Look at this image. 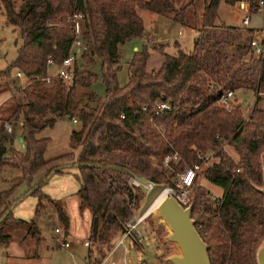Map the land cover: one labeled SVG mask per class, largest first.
<instances>
[{
    "label": "trees",
    "instance_id": "1",
    "mask_svg": "<svg viewBox=\"0 0 264 264\" xmlns=\"http://www.w3.org/2000/svg\"><path fill=\"white\" fill-rule=\"evenodd\" d=\"M219 1L204 2L201 25L188 54L177 50L168 55L155 49L162 61L157 70L147 71L152 48L143 44L129 59L127 82L119 87V48L146 30L139 13L165 17L184 27V8L174 9L170 0H0L5 24L17 31L21 41L14 60L0 71V94H8L0 106V172L4 167L21 171L9 188L0 190V249L13 234L24 247L39 233L33 220L15 219L11 211L4 214L17 200L12 198L15 190L25 185L22 198L31 190L28 195L50 201L40 190L43 180L51 171V175L60 174V166L76 163L77 209L89 213L86 242L99 254L92 257L90 248L87 264H99L107 252L103 248H111L110 241L131 216L128 204H136L144 195L140 187L129 184L125 171L152 186L170 185L173 174L168 175L159 161L175 152L179 160L172 170L198 163L202 156L211 160L199 175L219 188L220 202L206 203L207 194L195 181L190 211L191 218L204 224L200 237L207 245L209 264H255V248L264 238V195L259 191L263 187L259 167L264 159V110L257 107L259 96L247 117L238 106L231 104L227 110L217 101L227 92L264 95V51L259 59L249 47L253 30L214 25ZM223 2L227 6L242 3L248 13L257 12V0ZM73 14L83 16L79 41L86 50L77 55L66 84L47 75L46 63L51 60L57 70L71 52ZM94 61L99 64L103 97L84 93L77 98L76 88L86 89L95 80L87 70ZM11 70L25 81L19 87L6 83ZM156 102L167 103L169 112L154 116ZM63 117L78 126L70 132L69 152L44 159L47 141L35 135ZM3 123L19 131L14 137L21 139V152L11 150L13 138H7ZM7 150L9 157H4ZM37 175L39 179L33 181ZM57 203L51 200L64 242L68 220Z\"/></svg>",
    "mask_w": 264,
    "mask_h": 264
},
{
    "label": "rangeland",
    "instance_id": "2",
    "mask_svg": "<svg viewBox=\"0 0 264 264\" xmlns=\"http://www.w3.org/2000/svg\"><path fill=\"white\" fill-rule=\"evenodd\" d=\"M206 0H170L171 5L174 9L178 10L184 8V23L186 26H180L175 23L167 22L164 17L150 15L146 12H140L139 15L143 21V25L146 27L149 23L148 19L156 18L160 20L158 30H156L155 37L162 40L163 45L155 44L154 48L162 51L164 48V53L168 55H175L177 50H180L184 54H188L192 48V41L195 37V31L200 28L201 25V14L204 2ZM247 11L241 10L237 6H227L224 4L223 0H220L216 9V19L214 22L215 26L224 27H242L241 20L245 16L249 17V26L253 28L263 29L264 27V12L257 11L255 13H246ZM249 15V16H248ZM163 18V19H162ZM174 40L177 41L178 48L174 46ZM149 47L153 44L152 40H145ZM20 38L17 31L13 30L10 26L5 24V18L0 10V71H5L11 62L14 60L16 55V50L20 46ZM141 41L139 39L133 40L131 42L123 44L119 48V64L118 72L116 73V80L119 87H122L127 82V63L134 52H138L141 49ZM162 61L161 54L155 49L149 50V57L147 59V71H155L159 67ZM78 59L75 63L77 64ZM86 68L85 66H83ZM93 75H95V80L88 88H78V97H82L81 93L93 94L96 98L103 97V85L100 79L99 64L94 61L89 68H87ZM47 74L55 75L56 70L54 68L47 69ZM15 71L11 70V76L6 81L9 87H19L25 81L21 77L19 80L13 77ZM5 82V81H4ZM3 83V82H2ZM2 87V86H1ZM7 93L0 94V106L5 103L7 99ZM260 101L257 105L258 108L264 110V95L259 94ZM255 99V94L249 91H237L231 98L230 103L232 106H238L243 112L250 108ZM86 101V99H85ZM10 124V123H8ZM11 125V124H10ZM78 126L73 124L72 121L68 120L66 117L56 120L51 127L44 128L38 131L35 135L36 139H46L47 144L43 152L42 157L44 159H50L52 157L61 156L69 152V136L72 130H76ZM16 129L11 125V133L7 135V138H13L11 145V150L21 152L22 148L20 143L14 137ZM227 150V149H226ZM231 155V151L228 150ZM78 154V149L73 151V157ZM4 157H9V151L7 150ZM262 158V157H261ZM211 160L208 159L207 164ZM261 161L264 164V159ZM153 163H157L155 159H152ZM203 166V169L206 167ZM162 168V167H161ZM163 169V168H162ZM165 170V169H163ZM169 175L171 170H165ZM178 171V170H175ZM65 182L69 185L74 183L78 185V180L76 179L77 170L75 168H68L64 170ZM21 174L18 168H8L4 167L0 172V190L7 189L11 186V180L15 177H19ZM58 177L60 174H54L51 182L43 184L40 188L41 192L47 189H53L58 185ZM39 179V175L33 177V181ZM196 182H202V176L197 175ZM50 186V187H48ZM167 186V185H166ZM164 186V187H166ZM160 185H153L151 190L144 193L143 197L134 204V212L141 214L147 208L150 209L154 201L159 197L158 194L164 188ZM205 187L216 194H219V188L213 186L209 183L205 184ZM26 186L20 185L12 195V198L19 199L21 194L25 191ZM204 189V188H203ZM162 190V191H161ZM52 192V190H51ZM160 193V194H161ZM48 199V198H47ZM46 198L39 199L35 195H26L18 203V205L13 209L11 215L13 218H18L23 221L33 220L39 233L37 239L27 240L24 247H21L23 252V257L21 259H9L6 264H85L87 260L88 250L92 248L91 254L93 256H99L96 249L93 246L86 247L83 242H86L84 237V232L86 230L85 221L87 220V214L82 215V227L79 229L81 231L74 239H67L68 247L66 249L57 247V242H55L52 237L56 234L53 232L54 228H58L61 236L62 225L57 217L56 208L51 204V200ZM58 202V201H56ZM58 206H62L61 202L57 203ZM139 231L142 236V244L140 246H134L131 243H126L124 249L122 246H117L112 249L114 242L118 236V232L114 238L110 241L111 248H103V252H106L105 257L101 260L99 264H165V261L161 260L166 258L171 254H179L177 248L173 243L165 240V236L168 230L163 225L162 221H154L152 218V212L148 213L145 219L142 221L139 227ZM18 235L13 234L12 238H17ZM85 240V241H84Z\"/></svg>",
    "mask_w": 264,
    "mask_h": 264
},
{
    "label": "built area",
    "instance_id": "3",
    "mask_svg": "<svg viewBox=\"0 0 264 264\" xmlns=\"http://www.w3.org/2000/svg\"><path fill=\"white\" fill-rule=\"evenodd\" d=\"M257 11L264 12V0H257ZM83 20V16L80 14H73L71 18L72 28H73V42L71 46V52L62 60L61 64L56 70L55 76L57 78L61 79L66 84H69L72 72H73V66L77 59V55L86 50V46L79 41V36L82 33V28L80 25V22ZM241 24L244 28L247 27V16L243 18L241 21ZM148 39V38H147ZM148 41H150L148 39ZM249 47L253 50V53L255 56H258L259 59L263 56L264 51V28L257 31V36H253V38L249 42ZM53 62L51 60H47L46 68H52ZM15 77L19 78L21 75L17 72L15 73ZM256 96H259V94H256ZM233 97V94L231 92L225 93L223 96L219 98L217 101L218 106L223 107L227 110L231 109L230 100ZM169 106L167 103L163 102H156L152 108V114L154 116L161 114L162 112H169ZM145 108H141V112H144ZM250 112V108L246 109L245 112H243L244 116L247 117V115ZM246 119V118H245ZM72 123L75 124V121L72 120ZM3 131L6 135L11 133V125L8 123H3L2 125ZM200 162L194 163L190 166H185L182 170L175 171L172 170V165L176 164L179 160V157L177 154L174 153H168L165 156L161 158V161L158 159H155L156 161H159L161 167L165 170H171V173L173 176L170 180V185H167L162 190H165L164 194H168L171 197H173L176 202L181 205V207H186L187 205H191L192 207V193L191 188L193 183H195V180L197 178V175L203 171V166H206V163L209 159L208 156H202L199 157ZM260 178L262 186L260 189L264 191V164L262 161H260ZM128 182L130 185L134 187H140L144 193H147L151 190L152 184H140L136 182L135 180L127 177ZM208 183L205 178L202 177V182H196L195 185L199 188H204L207 198L205 200L206 203H208L211 206H215L220 202V194H216L213 191L207 189L205 187V184ZM128 208L130 210L131 216L128 220L122 223L121 230L118 233V236L116 238V241L114 242V245L112 246V249L117 246H122L124 249L125 242L131 243L134 246H140L142 244V236L139 231L140 224L145 219V217L148 215V209L144 210L141 214H137L134 212V203L131 202L128 204ZM191 218V217H190ZM193 221V227L195 231L200 234L204 233V224L202 220H194ZM53 232L56 234L52 237V239L58 243V247L66 248L68 246L67 242H62L58 236V230L54 228ZM84 245H88L87 242H84ZM111 264H113L111 262ZM165 264H171L169 262L165 261Z\"/></svg>",
    "mask_w": 264,
    "mask_h": 264
},
{
    "label": "water",
    "instance_id": "4",
    "mask_svg": "<svg viewBox=\"0 0 264 264\" xmlns=\"http://www.w3.org/2000/svg\"><path fill=\"white\" fill-rule=\"evenodd\" d=\"M19 131H15V135L18 136ZM18 143H21V139L17 138ZM22 148V146H21ZM76 163L64 164L59 169L76 167ZM109 168L115 170H122L120 167L109 166ZM43 180V183L47 182L50 175ZM127 177L135 180L140 184L150 183L143 177L136 176L128 171H125ZM38 185L32 187L35 189ZM162 191V190H161ZM264 195V191L259 189ZM31 192L29 190L26 195ZM161 193V192H160ZM158 194V196L160 195ZM17 199L5 212L11 211V208L20 200ZM152 211V218L154 221H162L163 225L168 230L165 240L173 243L178 250L179 254H171L165 258L166 262L171 264H209L207 256V245L203 242L201 237L195 231L193 227V221L190 218L191 205L181 207L176 200L168 194L162 195L154 204ZM2 217H0V220ZM255 264H264V238L261 239L255 248L254 253Z\"/></svg>",
    "mask_w": 264,
    "mask_h": 264
},
{
    "label": "crops",
    "instance_id": "5",
    "mask_svg": "<svg viewBox=\"0 0 264 264\" xmlns=\"http://www.w3.org/2000/svg\"><path fill=\"white\" fill-rule=\"evenodd\" d=\"M237 7L240 8L241 10L247 11V9L245 8L246 5H243L242 3L239 4V5H237ZM164 19L167 22L172 23V22H170V20L168 18H165L164 17ZM242 20H243V18H242ZM148 21H149V23L145 27L146 30L143 32L142 36L139 38V41H141V44L142 45L143 44H148L145 41L146 38H148L149 40H152L153 41L152 42L153 44H151V47L150 48L156 49V48H154L155 44L163 45V43H165L162 40H160L157 37H155V34H156L155 32H156V30H158V27H159V25H157V24H159L161 22H160V20H158L156 18H153L152 16H151V18L148 19ZM247 22H248V24H247V27L246 28H244L242 26V24H241L242 27H238V28H240L241 30H243V29L253 30L254 31L253 34L256 37L257 36V31L260 30L261 27L258 28V29L253 28L252 26L250 27L249 26V17H247ZM177 41L174 40V42H173L175 48H178L177 47L178 44L176 43ZM162 50L164 52V48H162ZM15 73H14L13 77L15 79L19 80L21 77H19V78L15 77ZM47 75L48 76H52V75H49V74H47ZM78 88L79 87H77L76 90H75V93H76V97L77 98H79L77 96L78 95L77 94L78 93V91H77ZM82 94L83 93H81V95ZM70 168H74V167H70ZM66 169H68V168H64V169L61 170L60 177H58V179H57L58 185H56L57 187L54 188L55 190H53V189H47L44 192L45 195L48 196L51 200H55V201L61 202V205L63 206L64 212H65V214L67 216V220H68L67 235L64 238L65 242H67V239L68 238L69 239H74L81 232V231H79V229H81V227H82L81 226L82 225L81 222H82V215L84 213L88 215L87 216V220L85 221V225H86V230L84 232L85 239H86V236H87L88 223H89V213H88V211L86 209H83L81 212H79L78 209H77L76 190L78 189V185L77 184H74V183H72V184L69 185L67 182H65V175H64L65 173H63V172ZM53 176H54V174L51 175L49 177V179L47 180V182H45L44 184H47V183L51 182ZM48 187H50V186H48ZM51 190H52V192H51ZM18 203L19 202H17L11 208V212L18 205ZM16 219H18V218H16ZM58 233L60 234V231L59 230H58ZM83 245H84V242H83ZM86 247H88V245ZM66 248H64V249H66ZM22 256H23V252L21 250L20 245L16 242V239L15 238H12L10 240V242L7 244L6 247L0 249V264H6V261H8L11 258H13V259H21ZM23 257H25V256H23ZM161 261L164 262L165 261V258L162 259ZM85 264H87V260L85 261Z\"/></svg>",
    "mask_w": 264,
    "mask_h": 264
},
{
    "label": "bare ground",
    "instance_id": "6",
    "mask_svg": "<svg viewBox=\"0 0 264 264\" xmlns=\"http://www.w3.org/2000/svg\"><path fill=\"white\" fill-rule=\"evenodd\" d=\"M164 193H165V190L162 191V193H161V194L159 195V197L154 201V203L152 204V206L150 207V209L147 210L148 213L152 212L151 210L153 209L154 204L156 203V201H157L162 195H164Z\"/></svg>",
    "mask_w": 264,
    "mask_h": 264
}]
</instances>
